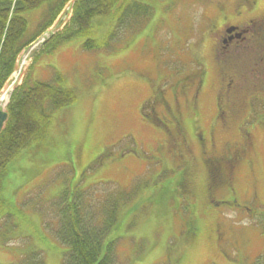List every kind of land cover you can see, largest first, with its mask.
I'll use <instances>...</instances> for the list:
<instances>
[{
	"label": "rangeland",
	"instance_id": "obj_1",
	"mask_svg": "<svg viewBox=\"0 0 264 264\" xmlns=\"http://www.w3.org/2000/svg\"><path fill=\"white\" fill-rule=\"evenodd\" d=\"M127 1L153 7L138 30L117 29L109 39L110 49L88 50L87 38L109 36L110 26L94 18L92 34L67 40L53 52L38 54L40 44L16 80L30 71L33 62L34 80L50 78L55 69L76 88L77 99L68 109L57 111L33 162L24 159L30 153L19 169L10 170L4 189L7 203L0 211L4 217L0 264H62L67 248L50 231L61 200L72 199L78 191L85 196L95 193L100 197L97 202L114 192L126 197L110 233L118 237L119 257L125 264H254L264 254V164L257 179L248 175L249 168L237 176L241 197L254 212L239 207L223 211L228 208L222 201L223 180L215 182L223 159L213 157H223V129L214 127L208 136L215 143L207 140L203 145L210 144L208 154L197 140L184 143L190 163L184 156L172 160L169 147L158 144L165 126L173 127L176 136L173 114L180 107L191 131L195 120L194 134L211 131L215 106L208 85L215 74L210 47L216 34L209 24L217 26L223 19L215 9L206 10L211 0ZM29 17L30 35L44 15L39 18L33 11ZM58 30L57 21L49 32ZM201 51L209 69L207 77L200 72L197 79L193 76L205 65ZM15 79L16 75L4 91L13 88ZM201 80L207 82L195 99L199 119L183 102H190L191 89L195 84L198 89ZM190 81L189 86L179 84ZM150 100L144 113L143 104ZM4 106L2 101L0 107ZM234 129L225 132L228 138L235 136ZM257 139L264 152V133L259 132ZM179 147L180 143L175 150ZM256 189L258 199L249 201ZM189 222L201 227L200 235L195 230L198 237L187 236Z\"/></svg>",
	"mask_w": 264,
	"mask_h": 264
},
{
	"label": "trees",
	"instance_id": "obj_2",
	"mask_svg": "<svg viewBox=\"0 0 264 264\" xmlns=\"http://www.w3.org/2000/svg\"><path fill=\"white\" fill-rule=\"evenodd\" d=\"M67 1L0 0V92L17 67L19 54L52 25ZM37 9L44 18L29 35L30 20L25 12ZM152 9L148 3L129 4L127 0H75L72 19L46 42L47 47L53 51L67 40L92 34L94 18L110 26L111 36L117 29L139 28L150 18ZM106 44L89 37L84 47L100 49ZM76 99V89L65 84L60 72L49 81L26 78L15 88L7 107L8 120L0 133V211L5 205L2 194L9 171L26 155L40 151V141L50 134L56 111L71 106ZM125 198L121 194L115 198L107 195L94 203L81 192L70 200H61V208L56 211L60 224L55 233L67 248L63 264H116V240L109 234Z\"/></svg>",
	"mask_w": 264,
	"mask_h": 264
},
{
	"label": "flooded vegetation",
	"instance_id": "obj_3",
	"mask_svg": "<svg viewBox=\"0 0 264 264\" xmlns=\"http://www.w3.org/2000/svg\"><path fill=\"white\" fill-rule=\"evenodd\" d=\"M217 8L223 14L217 26L209 29L216 34L210 47L215 74L213 84L216 89L217 116L214 124L224 130L234 124L243 129L264 128V8L259 10L258 0H217ZM202 52V51H201ZM204 54V51L202 52ZM205 56V54H204ZM206 57V56H205ZM199 94L195 88L194 97ZM226 102H228L226 104ZM177 136L187 140L180 127V118L176 115ZM209 134L204 129L196 135L197 141L208 153L213 126ZM210 144L206 147V142ZM226 141L223 142V148ZM183 148L180 142V149ZM256 150L255 141L242 136L239 148L232 155L223 154V170L215 182L223 180V191L230 198L223 203L235 204V174L244 160L253 164L252 154ZM211 159V157L209 158Z\"/></svg>",
	"mask_w": 264,
	"mask_h": 264
},
{
	"label": "water",
	"instance_id": "obj_4",
	"mask_svg": "<svg viewBox=\"0 0 264 264\" xmlns=\"http://www.w3.org/2000/svg\"><path fill=\"white\" fill-rule=\"evenodd\" d=\"M6 119H7V113L5 111L0 110V132L4 126Z\"/></svg>",
	"mask_w": 264,
	"mask_h": 264
},
{
	"label": "bare ground",
	"instance_id": "obj_5",
	"mask_svg": "<svg viewBox=\"0 0 264 264\" xmlns=\"http://www.w3.org/2000/svg\"><path fill=\"white\" fill-rule=\"evenodd\" d=\"M8 97H9V94H8V93H6V94L3 96V99H4V100H7V99H8ZM66 236H68V235H66Z\"/></svg>",
	"mask_w": 264,
	"mask_h": 264
}]
</instances>
